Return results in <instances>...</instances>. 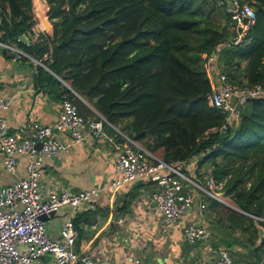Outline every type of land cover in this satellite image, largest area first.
Segmentation results:
<instances>
[{
	"label": "trees",
	"instance_id": "16d2710c",
	"mask_svg": "<svg viewBox=\"0 0 264 264\" xmlns=\"http://www.w3.org/2000/svg\"><path fill=\"white\" fill-rule=\"evenodd\" d=\"M45 1L49 33L33 29L31 0H0V38L40 62L34 84L71 99L83 115L93 114L87 102L111 123L130 118L127 134L151 151L160 148L164 160L198 154L197 165H210L222 193L241 210L217 216L220 242L236 241L258 259L264 240L255 243L252 215L264 216V96L248 98L237 122L220 130L223 113L207 101L201 65L200 52L229 40L226 15L217 22L201 0ZM242 1L252 5L254 20L219 59L230 79L263 82L264 0ZM205 200L209 211L222 209L214 197ZM87 213L73 215L77 232Z\"/></svg>",
	"mask_w": 264,
	"mask_h": 264
},
{
	"label": "built area",
	"instance_id": "2783aa9c",
	"mask_svg": "<svg viewBox=\"0 0 264 264\" xmlns=\"http://www.w3.org/2000/svg\"><path fill=\"white\" fill-rule=\"evenodd\" d=\"M213 2L225 13L226 25L232 30L229 40L219 41L209 50L200 52L201 65L209 85L207 101L222 111L223 120L218 127L222 130L237 122L239 104L243 105L251 97L264 96V81L247 84L232 80L219 60L222 48L229 41H239L253 22L255 14L252 5L242 0ZM0 47L23 53L13 42L1 38ZM7 104L8 99L0 96V110ZM107 127L112 132L109 133ZM58 131L67 133L69 143L58 138ZM91 138L111 143L117 175L102 185L76 190L58 185L45 189L40 187L43 155L57 154L70 143ZM0 150L5 168L12 173L17 154L25 155V173L0 186V264H31L45 254L49 255L50 264H104V253L93 255L85 248L75 247L77 230L72 217L77 212L96 209L94 197L108 186H125L127 189L134 181L155 185L145 201L141 202V214L149 217L151 213L160 219L165 231L180 225L183 239L189 244L200 245V264H242L234 263L228 246L211 240L205 196L219 200L217 190L221 181H214L210 168L204 169L202 175L198 174L201 179H197L194 155L187 159L164 160L148 149L142 140L117 128L94 109L93 114L79 113L76 104L66 97L59 100L58 115L51 124L31 118L10 128L0 113ZM63 206L66 207V218L59 227L58 236L52 237L46 231L41 215ZM252 216L264 227V216ZM117 221H123V217H117ZM138 262L139 257L130 252L121 264Z\"/></svg>",
	"mask_w": 264,
	"mask_h": 264
},
{
	"label": "crops",
	"instance_id": "0c3cea01",
	"mask_svg": "<svg viewBox=\"0 0 264 264\" xmlns=\"http://www.w3.org/2000/svg\"><path fill=\"white\" fill-rule=\"evenodd\" d=\"M34 2L38 4L40 1L32 0V4ZM33 12L36 19L33 29L43 31L39 27L36 28L37 16L36 11ZM21 38L23 41L28 40L25 35H21ZM13 43L20 48L16 42ZM38 63L40 62H36L35 58L24 51L15 53L0 47V96L8 99L7 106L1 109L0 113L10 128L31 118L51 124L58 115L59 100L52 96L50 90L34 84L33 76ZM63 83L67 85L66 82ZM85 103L93 110L90 104ZM114 124L127 133L130 118H121ZM107 131L110 133L112 129L107 127ZM57 136L65 143L70 141L65 132L58 131ZM112 149L109 141L91 138L70 143L57 154L43 155L40 165V187L45 189L58 185L76 190L106 183L118 174ZM156 151L161 156L162 150L158 148L153 152L157 154ZM16 160L15 171L12 173L5 168L3 152L0 150V186L25 173V155L17 154ZM154 187L153 183L146 181H134L127 189L125 186L121 188L108 186L94 197L97 200L94 201L97 210H86L88 211L86 215L95 214V222L82 219L79 224L80 232H77L75 238V247L85 248L93 255L104 253V264H121L130 252L139 257L138 264H200L202 262L200 245L186 242L180 225L176 224L165 231L160 219L144 217L141 214V202L148 197ZM125 203L126 206L122 207ZM66 215L67 213H59L44 219L46 231L50 236H58L59 227ZM120 216L123 217V221L118 222L117 217ZM209 225L214 235L212 242H220L223 235L220 229L223 228L222 225L216 219L209 221ZM231 232L233 236L238 234V231ZM102 245L104 247L99 250ZM228 246L234 263L260 264V257L257 259L255 254L238 242L235 241ZM31 264H50L49 255H42Z\"/></svg>",
	"mask_w": 264,
	"mask_h": 264
},
{
	"label": "rangeland",
	"instance_id": "374dc122",
	"mask_svg": "<svg viewBox=\"0 0 264 264\" xmlns=\"http://www.w3.org/2000/svg\"><path fill=\"white\" fill-rule=\"evenodd\" d=\"M201 4L204 6L205 9H209L211 15L213 16L214 19H216L217 22L219 23H222L223 21V18H224V12L222 11V9L220 7H218L214 2L213 0H201ZM38 27L45 31L44 27L41 25V22L39 21V19L37 18V26L36 28L38 29ZM220 60V59H219ZM85 102V101H84ZM34 119V118H33ZM118 126V124H117ZM157 152V151H156ZM157 154H159L157 152ZM193 156V155H192ZM196 158H195V161L196 159L198 158V154H195L194 155ZM208 165V163H202L200 166L197 165V162L195 163L196 165V168H195V176L197 177V179H201L200 176H198V172L200 173L201 172V175H202V172L204 169L206 168H210V165ZM207 167H206V166ZM217 194L219 195V203H220V207L222 209H219L217 212L215 211L212 212V211H207V216L209 217V221H213L214 219L217 218V216H222L224 217L225 216V211L224 210H227V209H233V210H237V211H241L239 207H237V205H235L229 198L228 196L224 195L222 193V191L220 190V188L217 190ZM59 208H66L65 206L63 207H59ZM66 213V211H65ZM147 213V212H146ZM149 217H151L152 219H156V217H153L151 215V213L148 215ZM211 240H214V235H212V232H211ZM255 243H258L257 239L255 240ZM263 251V249H262ZM260 253V264H264V262H262V260H264V257H263V253L262 252Z\"/></svg>",
	"mask_w": 264,
	"mask_h": 264
},
{
	"label": "water",
	"instance_id": "95a60500",
	"mask_svg": "<svg viewBox=\"0 0 264 264\" xmlns=\"http://www.w3.org/2000/svg\"><path fill=\"white\" fill-rule=\"evenodd\" d=\"M39 1L40 2L38 4H37V2H34V4H32V0H31L32 12L36 11V16L39 19V21L41 22V25L44 27L45 31L51 32L52 26H51V23H50L48 16H47L48 5H47L45 0H39ZM76 95L82 101H85L81 95H79V94H76ZM241 107H242V104H239V108H241ZM65 211H66V208H59L58 207V208L49 210L47 213H43L41 215V217L43 219H45L47 216H54V215H57L59 213L63 214V213H65ZM94 215H95L94 213H90L88 215H84L82 219L84 221H90V222L94 223L95 222ZM254 224H255V227L257 229L258 239L259 240L264 239V227H263V225L261 223H259L258 221H256L255 219H254Z\"/></svg>",
	"mask_w": 264,
	"mask_h": 264
}]
</instances>
